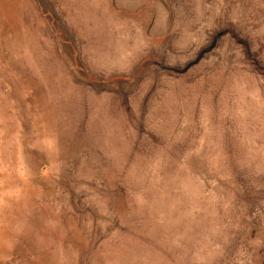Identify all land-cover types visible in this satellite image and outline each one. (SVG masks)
Returning a JSON list of instances; mask_svg holds the SVG:
<instances>
[{
	"label": "rangeland",
	"instance_id": "374dc122",
	"mask_svg": "<svg viewBox=\"0 0 264 264\" xmlns=\"http://www.w3.org/2000/svg\"><path fill=\"white\" fill-rule=\"evenodd\" d=\"M0 264H264V0H0Z\"/></svg>",
	"mask_w": 264,
	"mask_h": 264
}]
</instances>
